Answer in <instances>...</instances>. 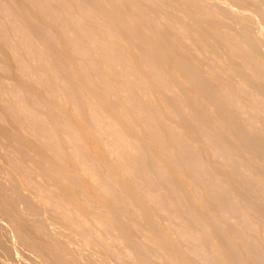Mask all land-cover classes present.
Segmentation results:
<instances>
[{
  "label": "rangeland",
  "instance_id": "374dc122",
  "mask_svg": "<svg viewBox=\"0 0 264 264\" xmlns=\"http://www.w3.org/2000/svg\"><path fill=\"white\" fill-rule=\"evenodd\" d=\"M263 146L264 0H0V264H264Z\"/></svg>",
  "mask_w": 264,
  "mask_h": 264
},
{
  "label": "bare ground",
  "instance_id": "6f19581e",
  "mask_svg": "<svg viewBox=\"0 0 264 264\" xmlns=\"http://www.w3.org/2000/svg\"><path fill=\"white\" fill-rule=\"evenodd\" d=\"M114 8H118V7H114ZM114 8H113V10H114ZM115 10H116V9H115ZM119 10H120V9H119ZM111 12H112V11H111ZM113 12H114V14L110 15V24H111L112 27H114V28H116V29H120L121 26H122V21H121V20H122V18H123V14H122L123 12L120 11V12H121L120 15L118 14V11H117V10H116V11H113ZM115 13L118 14V15H116ZM104 15H106V17L108 18L107 14H104ZM121 15H122V17H121ZM123 21H124V19H123ZM10 22H11V21H10ZM124 22H125V21H124ZM9 26H11V24H10ZM12 26H13V25H12ZM12 26H11V27H12ZM11 27H10V28H11ZM10 28H9V29H10ZM12 28L14 29L13 31H15L16 28H17V29H18V28L20 29L19 26L16 27V28H15V27H12ZM12 28H11V29H12ZM24 31H25V30H24ZM22 34L24 35V36H23V35H22V36L25 37V34L27 35V32L24 34L23 31H22ZM157 34H159V33H157ZM159 37H160V36H159ZM161 37H163V35H161ZM161 37H160V38H161ZM153 38H155V37L153 36ZM161 39H162V38H161ZM25 40H26V39H25ZM156 40H157V39H156ZM159 41H160V40H159ZM167 41H168V40H167ZM161 42H162L164 45H166V44H165V43H166L165 41L163 42V40H161L160 43H161ZM160 43H157L158 45H160V46H158L159 49H158V48H154L153 46H152V47H153L154 49H156V50H154L152 47H151V49H152L154 52H158V51L160 50V54H163V55H160V54H159V57L161 58V56H164V54L166 53V52H164V53L162 52V53H161V50H162V48H163V50L165 51L166 48L164 49V45H162L163 47H161V44H162V43H161V44H160ZM167 43H168V42H167ZM21 44H22V43H21ZM11 45H12V44H11ZM11 45L9 44L10 47H12ZM14 45H15V44H14ZM169 45H170V44H169ZM23 46H24V45H23ZM154 46L156 47L157 45L154 44ZM166 46H167V45H166ZM21 47H22V45H21ZM146 47H147V49H148V46H147V45H146ZM146 47H145V48L143 47V48H144V55H143V56H144V65H145V64L147 65V63H146L147 60L151 63L152 68H154L156 65H159V64H161V65L163 66V63H164V69H165V66L167 65L166 63H168V65H169V62H170L171 60H169V62H164V59H165L164 57H167V56H164L162 59H160V58H158V55H157L156 53L153 52L154 56H155V55H157V56H156V58H155V57H152L153 54H152L151 49H149V51H148V50L146 49ZM160 47H161V49H160ZM149 48H150V46H149ZM167 48H168V47H167ZM9 49H10V48H9ZM157 49H158V51H157ZM11 50H12V52L15 51L14 48L11 49ZM25 50H26V49H25ZM30 50H31V49H30ZM145 50H146V51H145ZM163 50H162V51H163ZM26 52H27V51H26ZM30 52H31V51H30ZM33 52H35V51H33ZM158 53H159V52H158ZM13 54H15V55H13V56L16 57V59H18L16 53L13 52ZM28 54H29V52H28ZM166 54H167V53H166ZM166 54H165V55H166ZM154 58H155V60H153ZM167 58H168V57H167ZM21 59H22V58H21ZM21 59H20V60H21ZM156 59H157V60H156ZM166 60H168V59H166ZM21 61H22V64L24 65L23 60H21ZM21 61H18V63L21 64V63H20ZM162 61H163V62H162ZM175 61H176V59H175ZM175 61H174V59H173V60L171 61V64H170V65L173 66V67H175V66H176L175 64L172 65V62L175 63ZM16 62H17V61H16ZM19 64H17V65H18V66H22V65H19ZM165 64H166V65H165ZM176 64L178 65V63H176ZM168 65H167V66H168ZM170 65H169V66H170ZM18 66H17V67H18ZM181 66H182V65H180V67H181ZM24 67H25V66H23V68H24ZM257 67H258V66H256V69H257ZM18 68H19V67H18ZM176 68H177L178 70L182 68L181 70H183V71L180 70L182 73L185 71V69H183V67L179 68V67L176 66ZM146 69H148V68H146ZM52 70H53V68H52ZM52 70H51V71H52ZM55 70H56V69H55ZM52 72H53V71H52ZM185 72H186V71H185ZM185 72H184V73H185ZM186 73H187V75H188V72H186ZM186 73L184 74V76H187ZM190 73H191V72H190ZM191 74H192V73H191ZM192 75H193V74H192ZM192 75H188V76H187V79H188L189 76H191V77H190L191 80L194 79V80H195L194 83H196V79H195V77L192 78ZM195 75H196V74H194L193 76H195ZM190 78H189V79H190ZM196 78H197V77H196ZM192 81H193V80H192ZM197 81H198V78H197ZM196 84L198 85V83H196ZM196 84H194V85H195V88H194V89H197V88H198L199 91H200V88L198 87L199 85L197 86ZM192 85H193V84H192ZM196 87H197V88H196ZM200 87L202 88L203 86L200 85ZM203 89H204V90H203ZM206 89H207V88H206ZM206 89L203 87V88L201 89V92H202V90L205 91ZM206 91H207V90H206ZM207 92H209V91H207ZM198 93H199V92H198ZM209 93H210V96L213 97V96H212L213 93H212V94H211V92H209ZM203 94H204V93L202 92V96H203ZM200 95H201V94H200ZM206 95H207V93H206ZM206 95H204V97H205ZM216 95H218V94H215V97H216ZM207 97H209V96L207 95ZM211 97H210V98H211ZM213 98H214V97H213ZM213 98H212V99H213ZM205 99H207V98L205 97ZM212 99H211L210 101H211L212 103H213V101H214V104L217 103V100H219V101L221 102V98H220V97L218 98V96L216 97V99L214 98L216 101H215V100L212 101ZM208 100H209V98H208ZM215 102H216V103H215ZM208 103H209V102H208ZM209 104H211V103H209ZM218 104H219V103H217V105H218ZM211 105H212V104H211ZM215 106H216V105H215ZM218 106H220V104H219ZM215 108H216V107H215ZM57 110H58V109H57ZM217 110H218V109H217ZM58 111H59V110H58ZM89 111H90V113H89V117H88V119H90L91 121H93V117H94V115H95L94 119H96V116L98 117L97 114H94V111H92V109L89 110ZM91 111H92V112H91ZM108 111H110V110H108ZM55 112L57 113V111H55ZM110 112H111V111H110ZM219 112H222L223 114L226 113V112H224V111H219ZM56 113H55V114H56ZM57 114H58V113H57ZM59 114H60V113H59ZM218 115H219V114H218ZM218 115H217V116H218ZM221 115H222V114L220 113V116H221ZM225 115H226V114H224V116L222 115V118L224 117L225 120H226V118H231L230 116L227 117L228 115H226V116H225ZM87 116H88V115H87ZM217 116H216V117H217ZM220 116H219V117H220ZM57 117L59 118V116H57ZM60 117H62L61 114H60ZM232 117H233V116H232ZM53 118L56 119V116H54ZM53 118H52V119H53ZM58 118H57V119H58ZM98 118L100 119V117H98ZM98 118H97L96 120H98ZM224 118H223V119H224ZM57 119H56V120H57ZM56 120H55V121H56ZM59 120L62 121V118L59 119ZM59 120H58L57 122H59ZM90 120H89V122H90ZM96 120H94V121H96ZM146 120H147V119H146ZM218 120H219V119H218ZM61 121H60V122H61ZM227 121H228V120H226V122H227ZM229 121L231 122V120H229ZM234 121H235V120H234ZM99 122H100V120H99ZM220 122H221V121H220ZM220 122H219V123H220ZM96 123H97V121H96ZM147 123H148V122H147ZM56 124H57V123H56ZM99 124H100V123H99ZM221 124H223V123L221 122ZM108 125H109V124H107V127H108ZM148 125H149V124H148ZM109 126H110V125H109ZM111 126H112V125H111ZM111 126H110L109 129H114L115 132H116V131H120V129H118V130L115 129V128L113 127L114 125L112 126V128H111ZM232 127H233V126H232ZM232 127H231V128H232ZM116 128H117V126H116ZM125 128L127 129V126H125ZM232 129L234 130L235 127H233ZM114 130H113V131H114ZM235 130L241 131L240 133H243V132H242L243 130H241L239 127H237ZM70 131H71V130H70ZM84 131H85V130H84ZM111 131H112V130H111ZM238 131H233V132H235L234 134H236L238 137H239V136L242 137V136L244 135V133H243V135L241 136V134H238ZM122 132H123V131H122ZM122 132L120 131V132H118V134H117V132L115 133L117 137L119 136L118 138H117V137L115 138V136H113V138H115L116 141H118V142H116L117 145H118V143H119V144L122 143L123 145L121 144V145H122L121 147H123V146H124V147H125V146H131V147H132V144H134V143H132V144L130 143V145H126V142L128 143L127 140H129V139H128V135H129V133L131 134V131L129 132V131H127V130H124V132H127L126 134H128V135H127V139L125 138L126 136H124L125 133L123 134V136H122V134L119 135V133H122ZM236 132H237V133H236ZM112 133L114 134V132H112ZM150 133H151V132H149V134H150ZM115 134H114V135H115ZM131 135L133 136V133H132ZM246 135H247V134H246ZM256 135H258V134H256ZM121 136H122V137H121ZM150 136H151V135H150ZM153 136H154V137H157V135H156L155 133H153ZM153 136H152V137H153ZM168 136H169V137H171V136H172V137H175L171 132H168ZM244 136H245V135H244ZM248 136H250V135H248ZM253 136H254V135H253ZM253 136H252V138H251V137H246V136H245V137H246L245 139H248V138L250 139V138H251V139H250L251 141L257 139V141H255V144H254L253 142H250V143L252 144V145H250V147H248V146H247L248 148H247V147H244L246 150H248V149L251 148V147H253V148H251V149H255V147H256V145H257L256 143H259L258 145L261 144V143H260L261 140H260V141L258 140L259 137L256 136V138L254 139ZM123 137H124V139H123ZM130 137H131V136H130ZM261 137H262V136H261ZM146 138H147V137H145V139H144V138H141L140 141H138L139 143H137V144L135 143V144L137 145V148H135V147H136V145H135V147L133 148V150H134V149H138L139 152H140V150H147V152L149 153V156H148L149 158H152V156H154L153 153H155V152H157V153L161 152L160 149H161V150H164L163 148H165V147H164L163 144H158V145H156L155 147H157L158 149H156V148H155V149H152V148H154V147H150L149 144H148L149 146L146 145V141H147ZM148 138L150 139L151 137H148ZM148 138H147V139H148ZM131 139L134 140V139H135V136L132 137ZM137 139H139V138H137ZM239 139H240V138H239ZM242 139H243V138H242ZM242 139H240V141H241ZM252 139H253V140H252ZM259 139H260V138H259ZM135 140H136V139H135ZM150 140H152V139H150ZM125 141H126V142H125ZM177 141H178V139L175 140V142H177ZM242 141H243L244 145L248 144L247 141H245V142H246V144H245L244 139H243ZM242 141H241L240 144H242ZM129 142H131V140H129ZM136 142H137V140H136ZM140 142H141V143H140ZM149 142H150V141H147V143H149ZM159 142H160V141H159ZM261 142H262V141H261ZM124 143H125V145H124ZM262 143H263V142H262ZM128 144H129V143H128ZM242 145H243V144H242ZM248 145H249V144H248ZM118 146H120V145H118ZM258 147H259V146H258ZM263 147H264V146H263ZM94 148H96V150H97L98 153L100 152V151H98V149H97L96 146H95ZM240 148L242 149L243 146L240 147ZM244 148H243V150H245ZM261 148H262V147H261ZM251 149H250V152H251V153H253V152L255 151V152L258 154V151L261 152V150H262L263 148H262L261 150H260V148H256V149L253 150V151H251ZM151 150H152V151H151ZM256 150H258V151H256ZM135 151H136V150H135ZM135 151H133V153H134ZM138 151H136V152L138 153ZM95 152H96V151H95ZM101 152H102V151H101ZM136 152H135V153H136ZM245 152H247V151H245ZM98 153H96V154H98ZM135 153H134V155H135ZM151 153H152V154H151ZM102 154H103V152H102ZM138 154H139V153H138ZM98 157H100V155H98ZM95 158H97V157L95 156ZM97 160H100V158H98ZM261 160H262V159H261ZM100 161H101V160H100ZM102 161H104V160L102 159ZM104 163H105V162H104ZM102 164H103V163H102ZM105 164H106V163H105ZM107 165H108V164H107ZM140 165H142L141 162H140ZM170 165H172V164H169V165H168V164L165 163L164 166H170ZM114 166H115V165H114ZM114 166L112 165V167H108V166H105V165L103 164L104 169L106 168L105 170H107V171H106V175H105V172H104V174H102L104 178L101 177V179H102V180L105 179V180H103V181L101 180V181H102V184H103V182H104V184H107V183L109 182V180H110V182H111V179H115V178L118 177V175H117V177H116V174H117V173H115V171H117V170H115ZM107 167H108V168H107ZM116 168H117V166H116ZM118 168H119V167H118ZM123 169H124V168H123ZM131 169H132V168H131ZM105 170H103V171H105ZM121 170H122V169H121ZM121 170H118V171H121ZM122 171H123V170H122ZM127 171H128V170H126V172H127ZM129 172H131V171H129ZM132 172H133V171H132ZM132 172H131V173H132ZM120 173H121V172H120ZM92 175H95V174H92ZM120 175H121V174H120ZM128 175H129V173H128ZM130 175H131V174H130ZM95 176H96V175H95ZM121 177H122V175H121ZM130 177H131V176H130ZM123 178H124V177H123ZM126 179H129V178H126ZM126 179H124V180L126 181ZM131 180H132V179H131ZM112 181H113V180H112ZM128 181H129V180H128ZM128 181H126V182H128ZM106 182H107V183H106ZM131 182H133V180H132ZM134 182H136V181H134ZM134 182H133V183H134ZM124 183H125V182H124ZM133 183H131V184H129V185H128V183H127V184L125 183L123 186H124L126 189L123 190V191H124L125 193H127V192L129 191L128 193L130 194V196H127L128 199H129V197H130V198L134 197V199L138 200V203H137V205H138L139 202L141 201V200L139 201L140 197H138L137 195L134 196V195L136 194V191H135V193L132 192L133 195H132V193H131V188H132L133 186H135V184L132 186ZM123 186H122L121 188H123ZM123 189H124V188H123ZM132 189H133V191H134L135 188L133 187ZM127 190H128V191H127ZM135 190H136V189H135ZM126 191H127V192H126ZM128 193H127V194H128ZM127 194H126V195H127ZM135 197H138V199L135 198ZM134 199H132V200H134ZM141 199H142V198H141ZM129 200H130V199H129ZM132 200H131V201H132ZM136 200H134V201H136ZM142 200H144V199H142ZM131 201H130V202H131ZM134 201H132V202H134ZM132 202H131V203H132ZM136 202H137V201H136ZM141 202H142V201H141ZM141 202H140V203H141ZM144 202H145V201H143L142 203H144ZM131 203L128 204V203L126 202V203H125V206L127 205V206H129V207H131V208H133V207L136 208L135 205H134L135 202L132 203L134 206H131ZM142 203H141V205H138V206H137L138 211H136V212H139L140 209H139L138 207L142 206V205H143ZM135 204H136V203H135ZM127 206H126V207H127ZM143 206H144V205H143ZM143 206H142V207H143ZM145 206H146V205H145ZM142 207H140V208L143 210ZM134 208H133V209H134ZM114 209H116V208H114ZM137 209H135V210H137ZM144 209H145V211H146V208H145V207H144ZM135 210H134V211H135ZM148 210H149V209H148ZM115 211L117 212V210H115ZM140 211H141V210H140ZM145 211H141V212H144V213L147 215V213H148L149 211H146L147 213H146ZM184 211H185V209H184ZM139 213H140V212H139ZM144 213H143V214H144ZM207 213H208V212H207ZM136 214H138V213H136ZM141 214H142V213H141ZM145 214H144V215H145ZM210 214H211V213L209 212V215H207V214H206V215H207V216H210ZM144 215H143V216H144ZM149 215H150V214H149ZM149 215H148V216H149ZM206 215H204V216H206ZM144 217H146V216H144ZM201 217H202V216H201ZM210 217H211V216H210ZM148 218H149V217H148ZM206 218H208V217H206ZM211 218H212V217H211ZM146 219H147V217H146ZM212 219H213V218H212ZM212 219H209V220L211 221ZM214 219H215V218H214ZM216 219H217V218H216ZM200 220H201V219H200ZM117 226H120V225H117ZM117 228H118V227H117ZM120 228H121V226L118 228V229H119V232L121 231ZM123 228H124V229H123ZM123 228H121V229H123L122 231L125 230L124 233L127 232V234H125V235L129 236V235H128V231H127V229H125V227H123ZM153 229H154V228H153ZM153 229H151V230H153ZM149 230H150V229H149ZM155 231H156V230H155ZM151 232H152V231H151ZM120 233H121V232H120ZM124 233H122V235H123ZM153 233H154V230H153ZM153 233H152V234H153ZM127 236H125V237H127ZM151 236H153V235H151ZM155 236H156V235H155ZM156 237H157V236H156ZM158 237H159V235H158ZM158 237H157V239H158ZM210 238H211V237H210ZM154 239H156V238H154ZM161 239H162V241L164 240L163 237H162ZM210 240H211V239H210ZM160 242H161V241H160ZM163 242H165V241H163ZM163 242H162L161 244H163ZM210 242H212V241H209V243H210ZM165 243H166V242H165ZM165 243H164V244H165ZM170 245H171V244L168 243V246H169V248H170V249H169L170 251L173 250V249H174V250L176 249L174 246H173V249H172V247H171L172 245H171V246H170ZM165 246H166V244H165ZM210 246H211V244H210ZM212 246H213V243H212ZM163 247H164V246H163ZM166 247H167V246H166ZM166 247H165V248H166ZM167 249H168V248H166L165 250H167ZM167 251H168V250H167ZM170 251H169V253H170ZM220 251H221V250H220ZM220 251H219V253H220ZM223 251H224V250H223ZM165 252H166V251H165ZM173 252H174V251H173ZM175 252L178 253L177 250H176ZM175 252L172 254V251H171V253H170L169 255L172 254V255H176V256H177V255L180 254V253L175 254ZM172 255H171V257L174 258L175 256H172ZM182 255H183V254H182ZM182 255H179V256H180L179 259L175 257L174 260H175V261L181 260V259H182V257H181ZM221 255H222V251H221ZM226 255H227V254H225V257L228 258L229 255H228V256H226ZM183 256H184V255H183ZM223 256H224V254L222 255V258H225V257H223ZM177 257H178V256H177ZM184 258H185V257H184ZM184 258H183V260H184ZM226 258H225L224 260H223V259H222V260H223L224 262H226V261H225ZM228 260H229V258L227 259V264H230L231 259H230L229 262H228ZM246 260H247L248 262L250 261V260H248V259H246ZM185 261H186V262H185ZM187 261L189 262V260H186V259H185L184 261H182V262H181V261H178L177 263L180 262V264H181V263L184 264V262H185V263H188ZM231 262H232V261H231ZM251 262H252V261H251ZM190 263H191V262H190ZM231 264H234V263H231ZM248 264H249V263H248Z\"/></svg>",
  "mask_w": 264,
  "mask_h": 264
}]
</instances>
